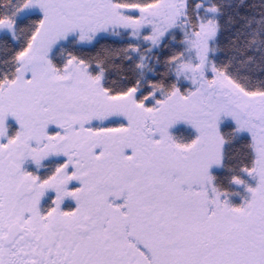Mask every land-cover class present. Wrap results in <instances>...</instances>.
<instances>
[{
	"label": "snow or ice",
	"instance_id": "1",
	"mask_svg": "<svg viewBox=\"0 0 264 264\" xmlns=\"http://www.w3.org/2000/svg\"><path fill=\"white\" fill-rule=\"evenodd\" d=\"M0 264H264V0H0Z\"/></svg>",
	"mask_w": 264,
	"mask_h": 264
}]
</instances>
